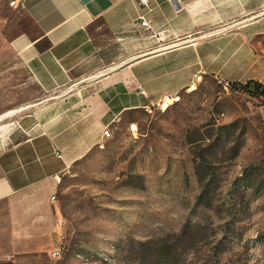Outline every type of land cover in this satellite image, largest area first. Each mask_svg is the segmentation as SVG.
<instances>
[{"label":"crops","instance_id":"1","mask_svg":"<svg viewBox=\"0 0 264 264\" xmlns=\"http://www.w3.org/2000/svg\"><path fill=\"white\" fill-rule=\"evenodd\" d=\"M149 4L150 10L136 0H24L11 18L0 5V119L25 110L1 127L0 206L9 228L20 229L24 249L53 236L51 196L104 140L105 126L112 131L202 77L264 84V0ZM141 14L151 31L139 25ZM10 55L42 93L38 101L19 107Z\"/></svg>","mask_w":264,"mask_h":264},{"label":"rangeland","instance_id":"2","mask_svg":"<svg viewBox=\"0 0 264 264\" xmlns=\"http://www.w3.org/2000/svg\"><path fill=\"white\" fill-rule=\"evenodd\" d=\"M8 1L11 18L22 7ZM6 61L19 107L42 98ZM169 100L118 122L61 177L37 249L18 244L1 205L0 264H264L263 98L202 77ZM23 111L0 119V140Z\"/></svg>","mask_w":264,"mask_h":264},{"label":"built area","instance_id":"3","mask_svg":"<svg viewBox=\"0 0 264 264\" xmlns=\"http://www.w3.org/2000/svg\"><path fill=\"white\" fill-rule=\"evenodd\" d=\"M23 1L24 0H9L8 1V4L12 7H17V6H21L23 5ZM138 5L142 8H145L147 10H150L149 8V0H136ZM139 18V25L149 31H151V28H150V21L148 18L145 17L144 14H141L138 16ZM155 36V39L160 41L162 39V36L159 35L158 33L154 34ZM223 84H226V82L222 81ZM138 91L141 93V94H144V91L140 88H138ZM164 101H162L163 103ZM147 111V110H146ZM126 130L131 134V135H134L136 132H137V125L135 122H129L126 126ZM112 136V131L111 129L109 128V126H105L102 130V138L104 139H108ZM54 196H51V199L54 200ZM57 252H53L52 255H56Z\"/></svg>","mask_w":264,"mask_h":264},{"label":"trees","instance_id":"4","mask_svg":"<svg viewBox=\"0 0 264 264\" xmlns=\"http://www.w3.org/2000/svg\"><path fill=\"white\" fill-rule=\"evenodd\" d=\"M245 84L247 85L251 84L253 87V91L255 92V95L261 96L264 100V84L263 83H260L255 80H247L245 81Z\"/></svg>","mask_w":264,"mask_h":264},{"label":"bare ground","instance_id":"5","mask_svg":"<svg viewBox=\"0 0 264 264\" xmlns=\"http://www.w3.org/2000/svg\"><path fill=\"white\" fill-rule=\"evenodd\" d=\"M174 100V99H173ZM170 102V100H165L164 102H163V104L162 105H164V107H166L167 106V104ZM11 113V112H10ZM11 123V122H10Z\"/></svg>","mask_w":264,"mask_h":264}]
</instances>
